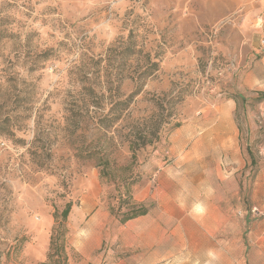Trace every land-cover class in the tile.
I'll list each match as a JSON object with an SVG mask.
<instances>
[{
    "label": "rangeland",
    "instance_id": "1",
    "mask_svg": "<svg viewBox=\"0 0 264 264\" xmlns=\"http://www.w3.org/2000/svg\"><path fill=\"white\" fill-rule=\"evenodd\" d=\"M262 41L264 0H0V264H152L140 205L156 264H264Z\"/></svg>",
    "mask_w": 264,
    "mask_h": 264
},
{
    "label": "crops",
    "instance_id": "2",
    "mask_svg": "<svg viewBox=\"0 0 264 264\" xmlns=\"http://www.w3.org/2000/svg\"><path fill=\"white\" fill-rule=\"evenodd\" d=\"M166 208V206H163L161 209L163 211H156L154 208L150 207L146 214L121 223L123 225L130 224L132 226L131 228L133 230L130 233L132 246L135 248H148L150 251L148 260L152 261V264L167 260L171 253V248L172 250H176L180 247V235H178L179 239L176 241V235L175 237L172 236L175 232L173 231L168 234L166 231V229L171 228L175 222L176 225L173 227L175 231L183 228V222L181 221L182 214L176 213V209H179L180 207L173 206L170 207L168 211H166ZM185 216H183L184 220L186 219ZM191 218L195 220L196 225L201 223L200 225L204 226L203 214L193 212ZM200 235H203V232H201Z\"/></svg>",
    "mask_w": 264,
    "mask_h": 264
},
{
    "label": "trees",
    "instance_id": "3",
    "mask_svg": "<svg viewBox=\"0 0 264 264\" xmlns=\"http://www.w3.org/2000/svg\"><path fill=\"white\" fill-rule=\"evenodd\" d=\"M155 66L153 67H156V64L154 63ZM151 72L148 73V75L150 74ZM261 95L264 97V93H261ZM241 97V96H240ZM242 98V97H241ZM69 209H70V203H68L66 205V207L62 210L61 212V216L63 218H66L68 212H69ZM150 207L149 206H143V205H140V206H134L132 207L129 211L128 214H126L122 219H121V223H124L130 219H133L137 216H140V215H144L146 214L148 211H149Z\"/></svg>",
    "mask_w": 264,
    "mask_h": 264
},
{
    "label": "bare ground",
    "instance_id": "4",
    "mask_svg": "<svg viewBox=\"0 0 264 264\" xmlns=\"http://www.w3.org/2000/svg\"><path fill=\"white\" fill-rule=\"evenodd\" d=\"M220 128H223V129H222V133H226V132H227V129H225L223 126H221ZM220 128H219V129H220Z\"/></svg>",
    "mask_w": 264,
    "mask_h": 264
},
{
    "label": "built area",
    "instance_id": "5",
    "mask_svg": "<svg viewBox=\"0 0 264 264\" xmlns=\"http://www.w3.org/2000/svg\"><path fill=\"white\" fill-rule=\"evenodd\" d=\"M262 43H264V41H262Z\"/></svg>",
    "mask_w": 264,
    "mask_h": 264
},
{
    "label": "clouds",
    "instance_id": "6",
    "mask_svg": "<svg viewBox=\"0 0 264 264\" xmlns=\"http://www.w3.org/2000/svg\"><path fill=\"white\" fill-rule=\"evenodd\" d=\"M210 255H212V254L210 253Z\"/></svg>",
    "mask_w": 264,
    "mask_h": 264
}]
</instances>
